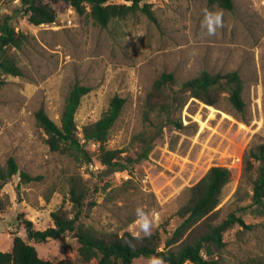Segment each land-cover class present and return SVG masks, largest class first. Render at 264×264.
Here are the masks:
<instances>
[{
	"label": "rangeland",
	"instance_id": "1",
	"mask_svg": "<svg viewBox=\"0 0 264 264\" xmlns=\"http://www.w3.org/2000/svg\"><path fill=\"white\" fill-rule=\"evenodd\" d=\"M47 1L57 12L56 21L34 25L21 0H0V14L11 15L16 30L29 35L16 49L23 74L5 76L0 88V163L13 156L20 170L40 176L21 183L18 173L4 185L2 193L10 203L0 210V251H10L17 235L27 238L21 214L37 229H45L53 224L52 211L60 206L72 209L68 180L73 174L88 180L89 201L95 202L78 225L143 235L135 226V210L143 207L152 219V232L158 230L165 239L181 221L177 211L187 202L189 188L210 167L220 165L232 171L218 206L221 216L236 211L247 226L228 229L217 255L223 264L264 260V203L253 202L252 179L243 176L245 151L264 141V0H234L233 9L208 0H149L156 20L138 11L114 18L105 27L64 0ZM205 8L223 12V26L215 35L201 28ZM204 69L241 74L243 111L231 104L226 91L214 105L179 92L169 99L175 107L170 121L165 113L146 121L147 94L164 72L174 75L177 90ZM75 84L91 88L76 113L80 129L99 119L112 97L120 95L126 103L108 147L135 151L142 144L134 141L135 135H154L148 157L134 164L132 172H110L95 154L93 162L82 163L51 149L36 112L43 108L59 122ZM86 146L95 153L96 143ZM76 232L31 243L43 258L78 261L81 244ZM132 264H147V258Z\"/></svg>",
	"mask_w": 264,
	"mask_h": 264
},
{
	"label": "trees",
	"instance_id": "2",
	"mask_svg": "<svg viewBox=\"0 0 264 264\" xmlns=\"http://www.w3.org/2000/svg\"><path fill=\"white\" fill-rule=\"evenodd\" d=\"M82 15H89L96 24L107 26L114 18H127L140 11L156 20L153 5L149 0H126L118 3L113 0H64ZM210 4L224 9H233L234 0H208ZM22 6L29 14V21L34 25L56 21L57 12L47 0H21ZM29 40V35L16 30L9 14H0V88L5 83V76L22 75L16 53ZM175 77L164 72L154 83L147 94L144 118L151 122L152 117L166 114L171 120L175 107L170 102L171 94L189 93L207 104L217 103L220 92L226 91L231 104L243 111L246 103L243 97L244 81L241 74L234 70L229 72H210L202 70L197 76L182 82L175 90ZM91 88L84 84H75L67 95L60 121L52 119L40 108L36 112L38 125L48 134V144L52 150L75 158L82 163L97 160L110 172L133 171L134 164L148 157L152 150L154 135L150 132L139 133L134 141H141L138 150L127 152L122 148L108 147L113 126L120 117L126 98L115 95L101 117L86 123L80 129L76 113L82 97ZM158 131L161 127L157 126ZM151 132H153L151 130ZM154 133V132H153ZM96 143L95 153L87 148V143ZM21 183L39 180L27 171L20 170L15 157L11 156L4 164L0 163V210L8 207L10 200L2 193L3 187L14 175L18 174ZM243 176L252 179V200L255 204L264 203V141L253 143L243 155ZM232 178V171L226 166L215 165L189 188V198L177 211L180 222L164 239L157 230L151 236L134 234L130 230L122 233L105 231L94 227H82L79 221L85 216L89 206L91 186L88 180L80 175L69 177V199L72 209L64 206L51 212L53 224L45 229H37L34 222L23 216L19 217L26 229L27 238L15 236L10 251H0V264H88L93 259L97 264H132L135 259L150 255L162 256L167 264H223L217 253L225 246V233L236 224L247 226L245 220L230 211L221 216L218 208L223 189ZM95 187V191H96ZM76 232L79 239V260L65 257L46 259L39 255L31 241L45 243L56 240L67 232ZM242 264H264V260L252 259Z\"/></svg>",
	"mask_w": 264,
	"mask_h": 264
},
{
	"label": "clouds",
	"instance_id": "3",
	"mask_svg": "<svg viewBox=\"0 0 264 264\" xmlns=\"http://www.w3.org/2000/svg\"><path fill=\"white\" fill-rule=\"evenodd\" d=\"M201 28L206 29L208 35H215L218 28H221L224 23L223 12L218 10H211L205 8L201 19ZM89 167H92L89 165ZM136 220L135 226L137 233H143L144 236H151L153 229V222L149 214L143 207H137L135 210ZM147 264H165L162 256L150 255L147 258Z\"/></svg>",
	"mask_w": 264,
	"mask_h": 264
}]
</instances>
